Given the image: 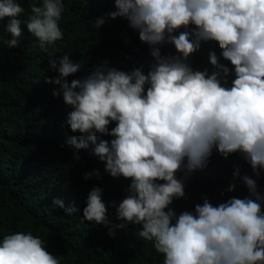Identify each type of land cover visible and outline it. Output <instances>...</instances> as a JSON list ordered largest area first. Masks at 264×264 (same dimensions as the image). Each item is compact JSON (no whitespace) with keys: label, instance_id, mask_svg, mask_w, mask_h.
<instances>
[{"label":"clouds","instance_id":"1","mask_svg":"<svg viewBox=\"0 0 264 264\" xmlns=\"http://www.w3.org/2000/svg\"><path fill=\"white\" fill-rule=\"evenodd\" d=\"M111 2L115 10L91 21V30L125 19L149 48L147 72L143 65L125 71L105 60L69 82L68 77L82 71L81 62L49 52L64 38L59 26L63 0H30L23 20L19 0H0V22L7 19L11 37L7 47L20 45L23 24L48 54V70L57 73L45 77V83L58 86L52 96H62L69 109L64 125L73 135L66 144L76 150L74 155L91 144L105 173L130 181L118 204L106 205L102 189L93 187L82 220L104 226L110 237L134 226L135 237L150 242L163 264H264V195L254 179L240 178L247 197H231L216 206L204 198L178 215L171 207L185 197L184 178L203 169L213 149L223 158L239 154L254 175L264 172V0ZM208 42L220 49L219 56L208 53L213 70H194L190 57ZM169 45L174 54L162 52ZM111 124L115 126L109 129ZM181 172L184 178H177ZM238 176L237 167L227 191L235 189ZM92 177L101 178L100 172L83 173L84 180ZM52 203L68 215L78 210L65 208L61 199ZM109 207L118 223L109 219ZM0 264L60 261L39 236L15 232L0 241Z\"/></svg>","mask_w":264,"mask_h":264},{"label":"trees","instance_id":"2","mask_svg":"<svg viewBox=\"0 0 264 264\" xmlns=\"http://www.w3.org/2000/svg\"><path fill=\"white\" fill-rule=\"evenodd\" d=\"M19 2L25 9L20 17L23 20L30 13V0ZM63 2L65 11L59 26L64 38L50 46L49 52L54 56L67 53L73 61L81 62L82 71L68 77L69 82L105 60L125 71L143 65L147 72L151 62L149 48L140 43L138 33L128 28L125 19L118 17L99 30H91V21L115 10L111 0ZM6 24L7 19L0 22V241L15 232H31L45 241L46 250L60 264H163V256L155 252L150 242L135 237L134 226L117 230L110 237L104 226L82 220L87 193L93 187L102 189L106 205L111 201L118 204L127 194L130 181L105 173L104 163L92 155L91 144L74 155L76 150L66 144L73 135L64 125L69 109L62 96H52L58 86L45 83V77L57 75L48 70V54L37 47L23 24L20 45L9 49L6 41L11 37ZM210 50L219 56L218 45L208 42L190 57L194 70L207 68L211 73ZM162 52L174 54L175 49L169 45ZM221 63L231 68L230 62L221 59ZM114 126L109 125V129ZM237 167L236 187L229 192ZM93 170H98L101 178L84 180L83 173ZM244 175L254 179L257 190L264 195V172L254 175L239 154L223 158L213 149L203 169L192 171L186 178L182 172L177 173V178L185 179V197L175 199L171 207L178 215L192 211L204 198L216 206L231 197H247L248 190L240 179ZM54 199L63 200L65 208L72 205L78 210L68 215L53 205ZM108 217L113 223L119 222L112 207Z\"/></svg>","mask_w":264,"mask_h":264}]
</instances>
